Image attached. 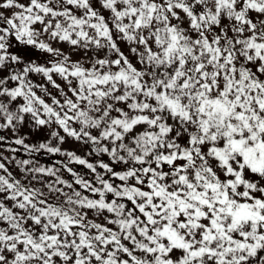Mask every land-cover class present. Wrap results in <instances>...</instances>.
Returning <instances> with one entry per match:
<instances>
[{
    "label": "snow or ice",
    "instance_id": "6c2138e0",
    "mask_svg": "<svg viewBox=\"0 0 264 264\" xmlns=\"http://www.w3.org/2000/svg\"><path fill=\"white\" fill-rule=\"evenodd\" d=\"M0 264H264V0H0Z\"/></svg>",
    "mask_w": 264,
    "mask_h": 264
},
{
    "label": "rangeland",
    "instance_id": "374dc122",
    "mask_svg": "<svg viewBox=\"0 0 264 264\" xmlns=\"http://www.w3.org/2000/svg\"><path fill=\"white\" fill-rule=\"evenodd\" d=\"M54 46L62 47L66 54L69 52V48L66 45H54ZM35 56L39 57V54L35 53ZM72 59L73 60L79 59V55L78 54L77 55H73ZM40 135L43 136V133H41ZM63 147H65L67 149H75L77 151V153L81 154V155H83L86 152V149H83L79 145H76V144L71 143V142L65 144ZM54 159H60V157H55Z\"/></svg>",
    "mask_w": 264,
    "mask_h": 264
}]
</instances>
